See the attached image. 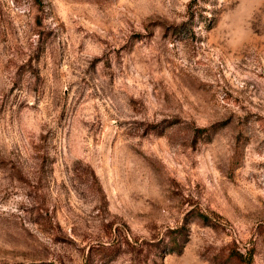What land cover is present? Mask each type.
I'll use <instances>...</instances> for the list:
<instances>
[{
    "label": "rangeland",
    "instance_id": "1",
    "mask_svg": "<svg viewBox=\"0 0 264 264\" xmlns=\"http://www.w3.org/2000/svg\"><path fill=\"white\" fill-rule=\"evenodd\" d=\"M0 264H264V0H0Z\"/></svg>",
    "mask_w": 264,
    "mask_h": 264
}]
</instances>
